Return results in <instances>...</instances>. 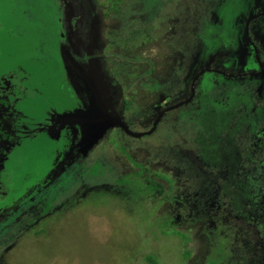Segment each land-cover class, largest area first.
I'll return each mask as SVG.
<instances>
[{
	"label": "rangeland",
	"instance_id": "374dc122",
	"mask_svg": "<svg viewBox=\"0 0 264 264\" xmlns=\"http://www.w3.org/2000/svg\"><path fill=\"white\" fill-rule=\"evenodd\" d=\"M104 1L0 0V70L21 106L35 92L52 115L2 158L0 264H264V153L252 152L264 103L256 116L243 102L264 100L244 35L264 0ZM204 68L233 109L220 137ZM66 150L78 156L55 177Z\"/></svg>",
	"mask_w": 264,
	"mask_h": 264
},
{
	"label": "flooded vegetation",
	"instance_id": "af4514ba",
	"mask_svg": "<svg viewBox=\"0 0 264 264\" xmlns=\"http://www.w3.org/2000/svg\"><path fill=\"white\" fill-rule=\"evenodd\" d=\"M97 2V0H96ZM102 6V5H100ZM262 16V15H261ZM260 17V16H259ZM258 17H253L249 19H246V31L244 35H247L246 40L251 43L253 47L252 55H254L255 61L258 63V72L261 74L264 71V64H263V59L262 55L264 54V51L262 55H259L257 46L253 43L251 40L250 36V30H249V24L252 20L257 19ZM248 57V56H246ZM240 73H244L245 75L241 76L242 79H253V78H258L260 75H256V73L252 72H242V71H237ZM220 75L218 72L215 71V68H204L200 71L196 82L199 81V87L203 92H205L204 97L207 96L208 100H202L208 105L212 107V112L208 115L209 117H212V121L209 123L211 128L209 130V135L211 133H214L215 135H218L221 133L219 129H221L222 126L225 124L230 123L231 120V112L232 108L227 109L225 104H221L220 101H215L211 97L212 91L215 92L216 88L220 92V89L222 87L225 88V85L223 86L222 83H218L215 85L212 80L213 78H219ZM237 80V79H236ZM227 89H224L223 92L224 94L227 93ZM207 92V93H206ZM222 92V90H221ZM14 94L15 89L13 85V78L11 79V75H9V72L0 70V168L2 167V158H11L13 154L20 149L24 144L29 143V141L39 137L41 128L46 126V123L49 122L52 119L51 115V108L49 105L46 103V99L43 96L38 95L37 93L34 92L32 93V103L33 105H29L28 108H24L25 105H20L21 101L19 100V97H16ZM245 106L248 105V107H253L251 108V111L254 115L257 116L258 112L256 111V108L259 106V104L264 103V100H258L253 101L251 97L247 99V101H243ZM219 110L218 116L219 118V123L216 121V116H214L215 112L217 109ZM199 109V108H197ZM260 115L263 119V123L260 125L262 126L259 131L254 130L253 133V138L255 140H261L264 138V114L260 112ZM236 119V124H240L242 122L243 117H239ZM249 127H258V122H252L249 121L247 124ZM229 134V133H225ZM212 137V136H210ZM220 137V136H219ZM212 140H216L213 138ZM264 140V139H263ZM229 149L231 152L237 151L235 148H232V145L229 144ZM256 147H258L257 144H255ZM67 151V150H66ZM238 152V151H237ZM253 153H264V151H259V148H253ZM240 157V154L238 155ZM66 165V164H64ZM62 166L64 168L65 166ZM239 165V162L237 163V166ZM60 168V171L61 169ZM64 170V169H63ZM56 177V175H54ZM58 176V175H57ZM2 179L0 178V187H2L1 184ZM248 189V187H247ZM246 192V197L249 194L245 188ZM249 196V195H248ZM27 199V196L21 197L18 202L16 203V207L18 208L19 205ZM264 199V197H263ZM264 202H262L263 204ZM6 208V206H5ZM12 210V209H11ZM10 211V210H9ZM8 211H2L0 212V217L4 216ZM264 218V215H263Z\"/></svg>",
	"mask_w": 264,
	"mask_h": 264
},
{
	"label": "trees",
	"instance_id": "16d2710c",
	"mask_svg": "<svg viewBox=\"0 0 264 264\" xmlns=\"http://www.w3.org/2000/svg\"><path fill=\"white\" fill-rule=\"evenodd\" d=\"M253 0H251L250 2H252ZM97 3L99 5H102V6H105L106 5V2L104 0H97ZM121 4V0H112V7L109 9V12H117V8L118 6ZM258 24H264V15L258 17L257 19H254L250 22L249 24V30H250V36H251V27L253 29V31H255V29H258V28H255L256 25ZM253 41V39H252ZM248 46H249V50H251V52H253V47L251 45L250 42H248L246 40ZM254 42V41H253ZM255 44V42H254ZM256 45V44H255ZM257 46V45H256ZM257 49H258V52H259V55H262L263 53V50H261L258 46H257ZM249 53V52H248ZM263 59V58H262ZM264 60V59H263ZM64 156H59L58 159H57V168H58V171H56L54 173V175H57L59 174L60 172V168H62V166L64 164H67L70 160H72L73 158L77 157L78 156V153H72L71 150H67L63 153ZM65 166V165H64ZM11 210V209H10Z\"/></svg>",
	"mask_w": 264,
	"mask_h": 264
},
{
	"label": "water",
	"instance_id": "95a60500",
	"mask_svg": "<svg viewBox=\"0 0 264 264\" xmlns=\"http://www.w3.org/2000/svg\"><path fill=\"white\" fill-rule=\"evenodd\" d=\"M173 108H176V107H172V108H170V109H168V110H171V109H173ZM165 112H166V111H165ZM165 112H162V113L160 114L159 118H158L157 121L154 123V128H153V130L155 129V127L157 126V124H158L160 118L165 114ZM111 120H114V121H120V117L115 116V117H110V118L106 119V121H111ZM121 128H122V130L125 131L129 136L134 137V138H140V137H143V136H147V135L151 134L152 131H153V130H150L149 132H146V133H134L133 131H131V130L129 129L128 125H126V124H122V125H121Z\"/></svg>",
	"mask_w": 264,
	"mask_h": 264
}]
</instances>
